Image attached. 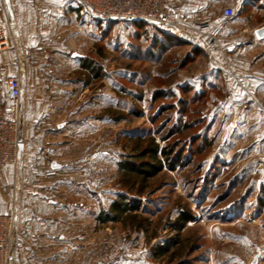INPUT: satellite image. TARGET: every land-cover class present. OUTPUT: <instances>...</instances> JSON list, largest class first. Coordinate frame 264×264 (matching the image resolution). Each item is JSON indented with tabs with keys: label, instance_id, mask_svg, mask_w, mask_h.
<instances>
[{
	"label": "rangeland",
	"instance_id": "1",
	"mask_svg": "<svg viewBox=\"0 0 264 264\" xmlns=\"http://www.w3.org/2000/svg\"><path fill=\"white\" fill-rule=\"evenodd\" d=\"M145 28L88 17L74 57H42L74 68L45 69L42 93L57 97L40 104L61 175L50 198L63 212L57 264H264L263 47L253 37L259 49L233 56L218 38L213 51L152 53ZM150 139L180 165L129 179L118 163ZM122 196L139 207L111 213Z\"/></svg>",
	"mask_w": 264,
	"mask_h": 264
},
{
	"label": "crops",
	"instance_id": "2",
	"mask_svg": "<svg viewBox=\"0 0 264 264\" xmlns=\"http://www.w3.org/2000/svg\"><path fill=\"white\" fill-rule=\"evenodd\" d=\"M167 6L183 26L200 23L213 26L219 44L228 46L233 56L246 45L251 51L259 49L256 41L264 49V39L254 35V30L264 26V0H167ZM226 7L236 12L241 8V16L223 20L222 10ZM88 17L75 0H0V22L6 28L8 42L26 48L18 53L17 59L11 51L0 52V93L5 92L8 77L20 75L23 96L18 165L0 170V214L13 207L16 213L17 237L11 246V264H57L59 259L55 255L61 245L63 212L50 198H57L55 184L61 175L59 164L51 158L55 149L47 144L49 138L43 132L47 113L40 104L57 97L42 93L46 86L45 69L63 75L74 68L67 62H61L60 67L55 65L56 69L45 68L42 57L51 55L55 62L58 55L77 53L79 40L87 38ZM162 30L203 51L209 47L208 39L203 36L193 38L171 29ZM213 48L216 44L209 47L212 51Z\"/></svg>",
	"mask_w": 264,
	"mask_h": 264
},
{
	"label": "built area",
	"instance_id": "3",
	"mask_svg": "<svg viewBox=\"0 0 264 264\" xmlns=\"http://www.w3.org/2000/svg\"><path fill=\"white\" fill-rule=\"evenodd\" d=\"M90 17L100 20L131 21L143 20L160 29H171L180 35L193 38L205 37L209 43L218 44L213 26L208 23L186 27L179 24L167 6V0H75ZM235 17V10L226 7L222 10L223 20ZM11 51L18 58L26 48L8 42L4 24L0 22V52ZM22 81L20 75L10 76L5 82V92L0 93V170L4 166L18 165L21 138L19 112L21 107ZM16 213L11 208L0 214V264H11V246L16 239Z\"/></svg>",
	"mask_w": 264,
	"mask_h": 264
},
{
	"label": "trees",
	"instance_id": "4",
	"mask_svg": "<svg viewBox=\"0 0 264 264\" xmlns=\"http://www.w3.org/2000/svg\"><path fill=\"white\" fill-rule=\"evenodd\" d=\"M94 20L99 21L100 19ZM109 21H113L109 19ZM138 29H144L146 31L148 25L152 26L155 31L151 33V52L155 51L165 52L167 47L173 49L174 47H180L181 45L191 44V42H184L179 38H173V36L166 31L158 28L157 26L145 22L143 20H131L129 21ZM156 32V33H155ZM196 54L200 53V48L194 47ZM83 67L89 69V64H85ZM94 78H99L100 73L99 69L93 68ZM172 150H167L166 148L160 149L155 143L154 140L150 139L144 148H142L136 155L131 156V160H123L118 163L120 171L126 173L129 179L140 180L146 182L149 178L157 175L164 167L173 169L175 166L180 165L181 156L177 153L172 161H169V156L171 155ZM149 158L148 161L143 160L144 158ZM127 199L119 197L118 200L112 202L111 204V213L114 214H123L124 212H130L137 209L139 206L136 203H128ZM109 215V214H108ZM115 216L108 217L105 214L100 215L98 219L102 221H107L110 219H115ZM181 219V218H180Z\"/></svg>",
	"mask_w": 264,
	"mask_h": 264
},
{
	"label": "water",
	"instance_id": "5",
	"mask_svg": "<svg viewBox=\"0 0 264 264\" xmlns=\"http://www.w3.org/2000/svg\"><path fill=\"white\" fill-rule=\"evenodd\" d=\"M254 35L256 36L257 39L261 40L264 39V26H262L261 28H258L256 30H254ZM76 54H73V57Z\"/></svg>",
	"mask_w": 264,
	"mask_h": 264
}]
</instances>
